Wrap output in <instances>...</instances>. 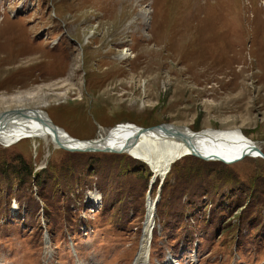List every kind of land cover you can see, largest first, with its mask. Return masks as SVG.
<instances>
[{"label":"rangeland","instance_id":"obj_1","mask_svg":"<svg viewBox=\"0 0 264 264\" xmlns=\"http://www.w3.org/2000/svg\"><path fill=\"white\" fill-rule=\"evenodd\" d=\"M17 110L79 140L170 124L241 130L264 152V0H0V114ZM37 141L0 144V180L21 160L42 173L4 184L0 264H136L159 194L150 264H264L262 203L247 194L264 190V160L179 158L153 179L128 153ZM251 203L257 227L241 228Z\"/></svg>","mask_w":264,"mask_h":264},{"label":"bare ground","instance_id":"obj_2","mask_svg":"<svg viewBox=\"0 0 264 264\" xmlns=\"http://www.w3.org/2000/svg\"><path fill=\"white\" fill-rule=\"evenodd\" d=\"M28 111L32 112L30 113ZM0 116L5 126L2 128L3 130L0 131V144H11L10 146H12L27 139H32L36 145L38 143L37 140L51 141V143H53V133L50 128L57 126L43 112L37 110H17L5 112L4 114H0ZM41 119H43V121ZM43 122L51 123L45 125ZM175 128L180 129L178 127ZM140 129L143 128L130 124H122L112 129L107 135H101L97 140L85 141H90L92 143L89 144H96L100 146L101 149L109 148L114 151L123 150L135 156L151 167L154 173V179L159 178L164 173L169 163L172 162L176 156L188 153V149L181 144V142L175 141L174 139L172 140L170 136L166 135L164 132L158 130L139 132ZM58 130L67 149H82L85 147L82 144L77 145V143L72 142L77 139L70 136L66 131L60 128H58ZM185 130L189 129L187 128ZM189 131L194 132L192 130ZM203 134L211 135L213 142L217 141L219 143L220 149H218L214 143H209V141L203 139L201 136H196L197 140H199L198 147L203 149L204 152L215 154H219L222 147H224V156L227 160H231L243 154L245 151L249 150L253 143L241 130L226 132L206 130L199 135ZM250 158L258 157L251 156ZM92 200L94 199L92 198ZM93 202L98 203V200L95 199ZM156 203L157 202L154 200H148L144 240L136 264H150V257L148 256L150 246L148 245L150 236H152L153 233L152 230L157 214Z\"/></svg>","mask_w":264,"mask_h":264},{"label":"water","instance_id":"obj_3","mask_svg":"<svg viewBox=\"0 0 264 264\" xmlns=\"http://www.w3.org/2000/svg\"><path fill=\"white\" fill-rule=\"evenodd\" d=\"M25 112H27V111H25ZM28 112L31 113L32 111H28ZM17 115H19V114H17ZM41 120L43 121V119H41ZM48 121H49V119H48ZM49 123H51V122H49ZM49 123L48 122H46V123L43 122V124H45V125H47ZM4 127L5 126L2 123V119L0 118V131L3 130L2 128H4ZM50 129H51V131L53 133V135H52L53 143H54V145H55V147L57 149L69 151V152H72V153H97V152L110 153V154L127 153V152H124L123 150L114 151V150L109 149V148H104V149L102 148L101 149V147L97 146L96 144H89V143H92L90 141L79 140V139L74 140L72 142L77 143V145L78 144H82L85 147L82 148V149H72V150H70V149H67L65 147V143L61 139V136L59 134L58 127L54 126V127H51ZM185 129H181V128L177 129V128H175V126L170 125V124H161V125H158V126H155V127H151V128L140 129L139 132L153 131V130H158V131L164 132L166 135L170 136V138L172 140L174 139L175 141L181 142V144H183L188 149V153H186L185 155H182V156L190 155V156L196 157L198 159H201V160H204V161H207V162H219V163H223L225 165H234V164H237L239 162H242L243 160H245L246 158H249L251 156L258 157V158H261L262 160H264V152H263V150L254 142L252 143V146L249 148V150L245 151L243 154H240L239 156H237V157H235V158H233L231 160H227V158L224 156V150H223L224 147H222V149L220 150L221 152L219 154L204 152L203 149L198 147V141L199 140H197L196 136H201V137H203V139L209 141V143H212V144L214 143L215 146L218 149H220V146L218 145L219 143L217 141L213 142V138H212L211 135H207V134L206 135L205 134L199 135L203 131H201V132H191V131L185 130ZM10 145L11 144H7L6 146H10ZM179 158H181V157H179ZM136 160H139V159H136ZM160 198H161V196L159 194L158 198H157V202L160 201ZM143 236H144V233H143ZM151 237L152 236H150V240H149V245L148 246H150Z\"/></svg>","mask_w":264,"mask_h":264},{"label":"trees","instance_id":"obj_4","mask_svg":"<svg viewBox=\"0 0 264 264\" xmlns=\"http://www.w3.org/2000/svg\"><path fill=\"white\" fill-rule=\"evenodd\" d=\"M182 157L181 159H184V158H188V159H191V160H194V161H198L199 163H202L203 165H206V164H210V165H217V166H226V167H228V168H234V166H236V165H231V166H227V165H225V164H222V163H214V162H206V161H204V160H201V159H198V158H196V157H193V156H182V155H178V156H176L175 157V161L179 158V157ZM136 160V159H135ZM173 160V161H174ZM262 160V159H261ZM137 161V160H136ZM172 161V162H173ZM174 161V162H175ZM21 162L23 163V166H25V167H17V168H15L14 169V173H13V175H14V177L13 176H7V177H5V178H3L2 180H0V182H2V183H0V194L1 195H3V192L5 191V189L7 188L6 187V185H9L10 183H9V181H10V178H12V179H14V181H15V183H13L14 184V188L13 189H11V192L13 191L14 192V190H15V188H16V186L17 185H19L21 188H25V189H27V188H30L31 187V180H29V181H27L28 179H32V178H40L41 177V175H42V173H37L36 171H35V169H34V167L32 166L30 169H27L26 168V166H27V162H26V160H21ZM172 162H170V163H172ZM173 162V163H174ZM169 163V164H170ZM173 163L171 164V167H170V170H171V168H172V165H173ZM169 166V165H168ZM168 166H167V168H168ZM8 168H10L11 169V167L10 166H6V169H8ZM166 168V169H167ZM165 169V170H166ZM169 170V171H170ZM5 174H7V173H5ZM1 175V174H0ZM192 175L193 176H198L197 174H195V173H192ZM190 176V175H189ZM198 177H200V176H198ZM193 178H197V177H193ZM0 179H1V177H0ZM205 179H203L202 181H204ZM4 182V183H3ZM232 183V182H231ZM4 184H6V185H4ZM204 184H206V185H208V181L207 180H205L204 181ZM233 184L238 188L237 190H242V191H244L245 189H243V187H244V182H242V181H240V180H237L236 182H234L233 181ZM54 185H58L57 183H54ZM185 185H187V186H191L190 185V181L189 180H187L186 182H185ZM218 185H219V183H218ZM248 187H250V189L248 188L247 189V194H248V196L249 197H251V196H254V198L257 200V198L258 197H260V199H261V201H260V199L258 200L259 201V204H261L262 203V206H260V215H263L262 217H261V219H262V221H264V190H260V189H252L251 188V184H250V186H248ZM60 186H56V189H55V192L57 193V194H61L60 193ZM20 189V188H19ZM253 192V193H252ZM255 194V195H254ZM257 195V196H256ZM210 196V200L209 201H211L212 203H214V204H217V203H219L220 201H218V199L220 198V196H223V195H217V194H214V195H209ZM203 197V196H202ZM244 206V205H243ZM256 206H257V203L256 204H252L251 203V205L250 206H247L244 210H243V213H242V216H239V218H240V224H241V228H242V226H245V227H247V226H250V228H253L254 226H256V224H255V222H254V215L256 214H252V212L253 211H251V209L253 210V208H256ZM243 208H238V211L237 212H239V211H241ZM259 211L257 212V213H259ZM258 226V227H257ZM257 228H263L264 229V223L262 224V222H259L258 224H257Z\"/></svg>","mask_w":264,"mask_h":264}]
</instances>
